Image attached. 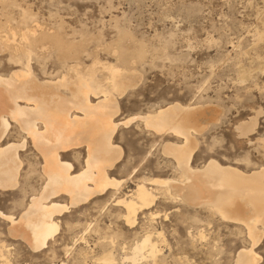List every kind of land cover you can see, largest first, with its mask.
Returning <instances> with one entry per match:
<instances>
[{"label": "rangeland", "instance_id": "1", "mask_svg": "<svg viewBox=\"0 0 264 264\" xmlns=\"http://www.w3.org/2000/svg\"><path fill=\"white\" fill-rule=\"evenodd\" d=\"M5 1L0 3L3 36L13 32L19 40L27 14L26 25L37 33L59 34L73 45L83 73L99 61L94 68L100 79L107 77L104 64L130 65L136 75L133 87L115 95L116 120L133 119L127 126L118 125L112 136L121 154L109 176L122 181L119 192L114 197L115 191L109 190L75 206L66 195L54 199L68 209L54 217L57 231L39 252L11 238L9 224L0 216V264H102L104 252H113L117 264H131L122 259L147 232L159 254L154 262L144 257L135 264H234L238 252L251 244L243 226L201 206L168 199L151 184L146 186L156 200L149 211L137 212L134 225L125 224V210L117 201L127 198L141 179L178 178L174 160L163 153L164 144L175 138L154 133L140 120L173 103L204 108L199 123L207 128L195 134L192 167L200 169L212 159L247 173L264 168V0ZM2 51L0 75L8 77L20 66ZM69 56L36 44L29 65L40 82L56 81L73 65ZM7 130L0 146L20 144L18 126L10 123ZM18 154L22 163L17 185L0 189V213L15 218L45 181L42 158L30 140ZM85 159L82 146L61 153L72 174L84 168ZM153 232H160L159 237ZM259 240L254 252L258 264H264V232ZM80 250L88 253L83 262Z\"/></svg>", "mask_w": 264, "mask_h": 264}, {"label": "bare ground", "instance_id": "2", "mask_svg": "<svg viewBox=\"0 0 264 264\" xmlns=\"http://www.w3.org/2000/svg\"><path fill=\"white\" fill-rule=\"evenodd\" d=\"M6 2L0 0L3 5ZM23 19L25 32L20 34L19 40L14 38L13 32L11 35L7 32L6 36L0 34V51H8L10 59L20 66L8 77L0 75V141L10 123L18 126L23 134L20 144L0 146V189L17 185L22 163L18 152L25 147L26 139L42 158L45 181L40 192L32 196L18 217L1 213L0 216L9 224L11 238L22 240L31 252H37L47 246L57 231L54 217L68 209L54 199L63 194L68 197L70 206H75L109 190L115 191L111 195L114 197L119 192L122 181L109 176V170L113 169L121 154V148L112 143V136L118 125L127 126L133 119L116 120L119 113L115 95L134 85L136 74L130 65L104 64L107 77L100 79L94 68L100 64L99 61L83 73L72 44L59 34L50 37L47 33H37L36 29L26 25L30 20L27 14ZM5 25H0V31L6 28ZM36 44H46L61 55L68 53L73 65L56 81L40 82L29 65ZM143 53H138L140 62L144 58ZM203 111L204 108L197 104L173 103L140 117L145 128L175 138V142L164 144L163 153L174 160L179 176L173 179H141L131 194L119 199L117 204L125 210L122 215L125 224L132 226L137 212L149 211L156 200V193L146 186L151 184L168 199L181 200L180 203L191 207L201 206L223 221L243 226L251 244L238 252L234 264H258L260 258L254 247L264 232V168L247 173L237 167L220 165L212 159L200 169L192 167L197 141L195 134L207 128L206 124L199 123ZM81 146L86 152L85 165L80 172L72 174V165L61 161V153ZM156 215L149 213L151 217ZM154 235L159 237L160 232ZM152 237L151 233L144 234L122 261L135 264L148 257L154 262L160 249ZM77 255L83 262L88 253L80 250ZM99 260L102 264L118 263L113 252H104Z\"/></svg>", "mask_w": 264, "mask_h": 264}]
</instances>
